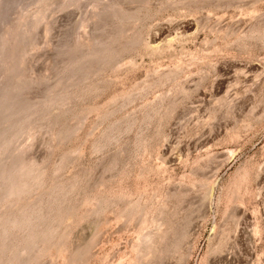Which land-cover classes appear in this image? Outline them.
I'll return each instance as SVG.
<instances>
[{
  "label": "rangeland",
  "instance_id": "rangeland-1",
  "mask_svg": "<svg viewBox=\"0 0 264 264\" xmlns=\"http://www.w3.org/2000/svg\"><path fill=\"white\" fill-rule=\"evenodd\" d=\"M0 264H264V0H0Z\"/></svg>",
  "mask_w": 264,
  "mask_h": 264
},
{
  "label": "bare ground",
  "instance_id": "bare-ground-1",
  "mask_svg": "<svg viewBox=\"0 0 264 264\" xmlns=\"http://www.w3.org/2000/svg\"><path fill=\"white\" fill-rule=\"evenodd\" d=\"M86 43V42H85Z\"/></svg>",
  "mask_w": 264,
  "mask_h": 264
}]
</instances>
